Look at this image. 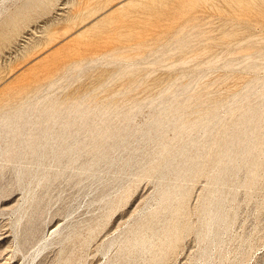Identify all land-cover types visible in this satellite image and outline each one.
I'll return each instance as SVG.
<instances>
[{
    "label": "rangeland",
    "instance_id": "obj_1",
    "mask_svg": "<svg viewBox=\"0 0 264 264\" xmlns=\"http://www.w3.org/2000/svg\"><path fill=\"white\" fill-rule=\"evenodd\" d=\"M0 264H264V0H0Z\"/></svg>",
    "mask_w": 264,
    "mask_h": 264
},
{
    "label": "bare ground",
    "instance_id": "obj_2",
    "mask_svg": "<svg viewBox=\"0 0 264 264\" xmlns=\"http://www.w3.org/2000/svg\"><path fill=\"white\" fill-rule=\"evenodd\" d=\"M124 3L125 2H123V1L119 2L118 5H117V8L115 9L116 11H119L118 16H120V19L127 16L126 15L127 13H125V11L121 12V8L123 7ZM98 10L99 9H97L95 12H97ZM112 15H114V14H112ZM112 15L108 16L106 18H103L101 20L100 19L96 20L91 25V28L98 31V30H100L101 28H103L105 26H111L112 24L117 23L119 20L117 19L116 16H112ZM69 21L74 22L75 21V16L72 19H70ZM54 106H57V107H55V109L57 108L56 110L59 109V106L57 104L53 103V102L52 103L49 102V104L46 107H44L43 109L45 110L46 114L47 113L50 114L49 117H52V115L57 114V118L59 119V116H61L59 114H61V113L59 112V114H58V112L55 110L54 111L55 113L53 114L52 110H54ZM173 107H175V106H173ZM35 108H37V107L34 106L33 109L36 110ZM23 114H26V112L22 113V112L19 111V112H16L14 114V116H15V118H21V117L24 116ZM79 115H81V112L78 111V107L76 106V107L73 108V110L68 109L66 114L61 116V119H59V121L56 122L58 124L57 129H58V133H59V135H58L59 138H61L60 136L70 137L68 135H70L71 133H67V129H72V127L70 126V124L72 123V119L71 118L79 116ZM5 120L6 119H2V122H5ZM78 122H81V120H79ZM48 130L49 129H46V130L44 129L43 130V132H45V133L38 138V142L36 144H33L34 146L40 147L42 149H45L46 147L49 148L52 158H55L56 156H65V155L66 156L67 155L74 156L75 155L76 152L70 151L71 144L68 143V142H64V143H60V144H58L56 142L50 143L49 142V140H50L49 136L46 133V132H48ZM73 130L76 131L78 129H73ZM71 138L74 139V137H71ZM53 140H54V138H53ZM244 140L245 139L243 138L242 141H244ZM55 148H57V150H55ZM35 153H37V152H35ZM144 232L145 231L142 232L143 235H142V233L137 234V237H136L137 239L135 241V246H136L137 250L140 251V253H143L144 251H149V248L151 247V243L148 242Z\"/></svg>",
    "mask_w": 264,
    "mask_h": 264
}]
</instances>
